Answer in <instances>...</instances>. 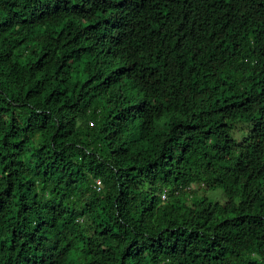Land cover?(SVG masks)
<instances>
[{
    "label": "trees",
    "instance_id": "1",
    "mask_svg": "<svg viewBox=\"0 0 264 264\" xmlns=\"http://www.w3.org/2000/svg\"><path fill=\"white\" fill-rule=\"evenodd\" d=\"M0 264H264V0H0Z\"/></svg>",
    "mask_w": 264,
    "mask_h": 264
},
{
    "label": "built area",
    "instance_id": "2",
    "mask_svg": "<svg viewBox=\"0 0 264 264\" xmlns=\"http://www.w3.org/2000/svg\"><path fill=\"white\" fill-rule=\"evenodd\" d=\"M98 184H99V182H98ZM163 199H165V195H163Z\"/></svg>",
    "mask_w": 264,
    "mask_h": 264
}]
</instances>
